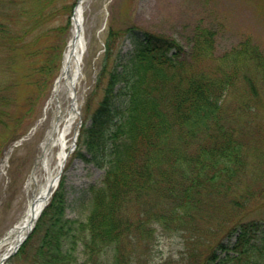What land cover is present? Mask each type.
<instances>
[{
    "label": "trees",
    "instance_id": "obj_1",
    "mask_svg": "<svg viewBox=\"0 0 264 264\" xmlns=\"http://www.w3.org/2000/svg\"><path fill=\"white\" fill-rule=\"evenodd\" d=\"M75 2L0 0V47L17 52L29 38L38 43L39 31L67 8L73 10ZM195 32L190 60L175 38L131 34L124 84L115 92L118 75L110 73L89 122L79 131L75 154L104 170L100 182L82 192L85 219L64 216L57 188L17 257L29 255V264H136V245L150 247L159 229L202 239L204 216L214 217L222 206L235 212L249 204L255 192L239 191L246 143L222 101L239 78V68L201 65L207 55L215 58L216 30L201 25ZM111 44L107 39L109 52ZM245 52L261 70L259 49ZM256 70L249 69L243 78L254 96ZM41 230L34 246L33 237ZM232 230L238 232L236 241L218 242L223 253L212 249L202 264H264L262 222H239Z\"/></svg>",
    "mask_w": 264,
    "mask_h": 264
},
{
    "label": "rangeland",
    "instance_id": "obj_2",
    "mask_svg": "<svg viewBox=\"0 0 264 264\" xmlns=\"http://www.w3.org/2000/svg\"><path fill=\"white\" fill-rule=\"evenodd\" d=\"M73 2L69 0V4ZM73 12L67 8L63 14L56 15L48 29L39 31L38 43L31 44L29 38L28 44L17 52L0 47V109L4 111L0 114V239L23 217L33 194L27 182L41 153V143L56 116L57 103L48 106V102L62 73L64 53L72 35ZM83 18L87 50L77 85L81 104L79 129L89 122L112 71L118 75L114 91L124 84L121 74L133 47V33L147 31L175 38L184 47L185 58L190 60L195 28L209 26L216 30L215 58L207 55L200 64L219 62L239 68V78L222 101L229 117L234 115L233 120L239 126L237 132L247 147L243 151L247 166L240 172L244 180L239 191L249 188L255 192L254 197L245 209L233 212L228 206H222L214 217L204 216L202 239L192 240L190 233L159 229L150 247L136 245V264H202L212 249L223 253L218 242L230 241L232 245L235 239L232 228L239 222L254 219L264 227V65L257 71V62L251 63V54L245 52L256 46L264 58V0H86ZM60 25L65 28L58 30ZM109 38L112 40L110 52L106 49ZM237 48L241 51H234ZM249 69L258 72L256 96L243 79ZM60 96L63 106H67L66 92L61 91ZM75 129L76 125L67 136L70 145ZM78 142L79 138L75 141L76 149ZM80 143L79 148L84 151ZM13 145L2 170L7 151ZM56 150L57 147L52 149L50 166L55 162ZM103 174V169L83 161L75 151L69 153L56 188L61 193L65 217L85 219L82 192L98 184ZM44 175L45 170L38 168V183ZM51 199L52 196L49 202ZM212 209L215 211L213 206ZM42 232L34 235V246L40 242ZM10 244V240L4 243L0 256ZM16 254L5 264L30 263L29 255L17 257Z\"/></svg>",
    "mask_w": 264,
    "mask_h": 264
},
{
    "label": "bare ground",
    "instance_id": "obj_3",
    "mask_svg": "<svg viewBox=\"0 0 264 264\" xmlns=\"http://www.w3.org/2000/svg\"><path fill=\"white\" fill-rule=\"evenodd\" d=\"M86 0H79L76 4L72 18V35L69 39L64 53L62 73L55 82V86L48 102V106L56 102L57 112L55 119L41 143V153L38 155L34 170L27 182V187L33 189L26 212L23 217L13 225L0 239V248L5 242L11 241L8 249L0 256V262L4 255L14 249V244L30 229V225L37 220L41 208L46 202L48 188L55 185L58 176L69 157V139L67 136L78 125L81 104L78 98L77 85L80 76V68L83 55L87 50V42L84 35V3ZM61 91H65L68 98V105L61 103ZM73 141V140H72ZM14 145L7 151L2 170L5 169ZM57 147L54 158L55 162L50 166L52 149ZM38 168L45 170L42 182L38 183ZM13 238V239H12Z\"/></svg>",
    "mask_w": 264,
    "mask_h": 264
},
{
    "label": "water",
    "instance_id": "obj_4",
    "mask_svg": "<svg viewBox=\"0 0 264 264\" xmlns=\"http://www.w3.org/2000/svg\"><path fill=\"white\" fill-rule=\"evenodd\" d=\"M51 191H52L51 187L48 188L47 193H46V197L49 196V194L51 193ZM25 238H26V235H24L23 237H20V238H19L17 244L15 245L14 250L11 251L10 253H8L7 255L3 256L1 263H3V262H4L9 256H11L14 252L17 251V249L19 248L20 244L23 242V240H24Z\"/></svg>",
    "mask_w": 264,
    "mask_h": 264
}]
</instances>
